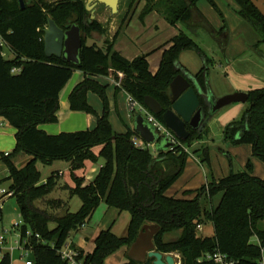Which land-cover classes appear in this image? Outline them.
I'll return each mask as SVG.
<instances>
[{
	"label": "trees",
	"instance_id": "1",
	"mask_svg": "<svg viewBox=\"0 0 264 264\" xmlns=\"http://www.w3.org/2000/svg\"><path fill=\"white\" fill-rule=\"evenodd\" d=\"M23 1L21 10L18 0H0V118L16 130L14 149L7 155L0 154V161L7 170L2 182H9L7 192L15 199L22 220L19 236L24 240L29 234L24 248L33 253L32 264H67L61 259L60 250L68 242L69 234L79 230L101 203L129 213L127 235L117 237L110 228L101 230L91 253L71 246L80 264H105L109 256L123 248L129 249L145 225L159 227L153 240L155 250L163 255H179L181 264H213L204 258L216 253L225 255L233 264H260V248L264 247V229L259 228L264 223V180L252 176L250 163L245 171L207 182L195 191L193 199L166 196L184 170L188 157L184 148L202 140L204 129H188L189 138L180 141L184 148L160 149L154 155L147 144H134L137 137L134 132L117 134L112 130L106 86L91 79L112 77L119 82L116 91H124L144 108L143 100L150 96L166 111L170 108L169 85L180 75L198 92L207 111L209 107L201 94L208 91L212 60L190 36L179 31L167 42L155 74L148 69L146 55L129 61L114 50V45L140 2L145 4L142 15L156 11L172 27L185 25L191 30H204L222 53L227 46L226 25L216 31L197 9L199 0H129L119 27L109 39L106 28L96 19L90 20L85 0ZM206 1L218 11L213 0ZM234 1L240 8L239 17L256 29L264 42L262 16L247 0ZM48 19L62 29L73 24L79 26L82 36L79 64L44 55L43 37ZM95 36L106 37V54L85 47V39ZM185 51L197 53L201 60L202 67L194 75L179 63V56ZM5 52L11 57H5ZM14 69L17 71L13 72ZM75 71L82 72L84 79L69 95L70 110L93 115L96 126L92 130L47 135L38 127L57 122L59 93ZM118 74L122 75L121 79ZM89 92L102 101L101 115L87 103ZM247 95L248 107L239 121L224 129L223 139L232 145H250L252 155L264 163V88L249 91ZM156 118L161 121L160 116ZM98 147L100 150L95 153ZM194 152L202 162L206 161V149L202 147ZM19 154L29 157L22 168L13 162ZM99 159L104 163L94 179L83 185L84 179L74 173L83 169L86 161L97 163ZM55 161L70 164L74 183L70 194L81 202L77 212H66L61 217H54L48 211L63 208L60 200L47 201L48 209L34 205L54 191L58 179L57 175H51L45 183H40L36 163L50 165ZM216 195L220 199L213 206L211 200ZM205 223L211 224L212 237L198 235L197 226ZM50 224L55 227L50 229ZM172 234H178L176 239L165 238ZM253 237L259 245L251 243ZM10 262L8 253L1 256L0 264ZM124 264L141 263L127 258Z\"/></svg>",
	"mask_w": 264,
	"mask_h": 264
},
{
	"label": "rangeland",
	"instance_id": "2",
	"mask_svg": "<svg viewBox=\"0 0 264 264\" xmlns=\"http://www.w3.org/2000/svg\"><path fill=\"white\" fill-rule=\"evenodd\" d=\"M128 1L129 0H119L118 11L116 13H111L110 10L102 4H98L96 6V11L94 12L95 19L102 20L101 24L106 28L107 34L108 31L115 32L119 27L120 20L125 12ZM218 1V11L215 10L205 0H202L201 4L202 9L206 13V19L213 27H216V25L219 27L221 25L223 26L224 21V24L228 29L227 46L224 50V53L219 50L218 44L204 30H191L185 25H179L181 31L190 36L199 46V48L212 60V63L209 65L208 77L211 92L214 93V96L218 97L219 99L224 96L231 95L229 94V91L233 88V86L242 88L238 92H249L256 89H263L264 42L261 41L260 34L249 23L243 19H240L238 15H236V6L234 7V3L231 0ZM144 6V2H140L134 11L138 13L137 19L142 23L144 22V19L150 13H152L149 12L142 15ZM154 30V27H151L148 31H146V33L150 34ZM95 37L96 40L100 38L98 36ZM182 53L186 54L185 56L190 59L191 69H196L195 71L197 72L201 67V60L199 59L197 53L193 51H185ZM9 56L11 55L5 52V57L9 58ZM129 100L130 99L128 98V105L130 106ZM247 107L248 103H233L207 117L204 125L201 128L204 129L203 139L192 143L189 148H186L188 157L184 170L180 177L166 191V195H176V197H181L184 195V198L186 199H193L195 191H197L207 182L212 180L217 181L228 176L230 173L245 171L248 163H250L251 166V174L260 173L261 170L264 172V163L259 158L252 155L250 145H232L229 142H225L223 139L224 129L230 123L239 121ZM7 125L8 124L3 119L0 120V129L7 127ZM143 144L146 143L144 142ZM202 147L206 149L207 153L206 161L203 162L200 160L199 155L195 154L194 152L195 150L201 149ZM148 148L152 153L154 152V149L150 148L149 145ZM0 154H9V152L3 151L0 152ZM27 159H29V157L19 154L13 159V162L17 168H22L25 165ZM64 164V161H56L55 167L57 166V169L62 172L61 176L56 181V188L48 196L52 199L68 201L67 206L69 207V210L71 212H75L78 209L77 207L81 205V202L77 196H72L69 194V190L66 185H73V180L71 178L70 171L64 170ZM92 164L97 166L96 163ZM36 167L40 173V183L45 182L47 177H49L52 173L50 166L37 162ZM85 169L86 167L84 165L83 169L81 170ZM5 177H7V170L4 163L0 161V180ZM8 186L9 182H2L0 185V190L6 192L8 190ZM182 189L187 190L182 192ZM218 196L219 195H216L211 200L212 204L217 201ZM34 205L42 209V200L36 201ZM43 208L48 209L46 202L43 205ZM48 211L54 217H61L64 215L65 210L60 208L48 209ZM1 212V226L10 231V234L8 235L9 245L16 246L14 241L18 239L19 231H13L12 225L15 223L22 225V220L20 218L15 199L10 197L5 198V202L1 206ZM129 220L130 215L128 212H118L116 209L108 208L104 203H101L93 212L91 217L85 222V228H79L77 232H71L68 236V240L72 238L80 240L83 237H87L89 240L87 242V248L90 249L93 246V240L95 236L101 230V228L105 227L106 224L114 235L117 237H125L127 235ZM111 223L113 224L111 225ZM54 227L55 224L49 225L50 229H53ZM259 228L264 229V223H260ZM210 231L211 224L207 223L203 232L198 233V235L206 236ZM177 236L178 234H172L168 235V238H165L170 241L176 239ZM251 243L257 244V239L253 237L251 239ZM123 249H125L124 258L126 260L128 258L127 253L129 249ZM21 251L22 253H25L22 259L26 262L30 261L32 263L33 253L31 250L22 247ZM3 254L4 251L0 255V259ZM8 254L10 255L11 259V253L9 252Z\"/></svg>",
	"mask_w": 264,
	"mask_h": 264
},
{
	"label": "crops",
	"instance_id": "3",
	"mask_svg": "<svg viewBox=\"0 0 264 264\" xmlns=\"http://www.w3.org/2000/svg\"><path fill=\"white\" fill-rule=\"evenodd\" d=\"M206 1V0H205ZM234 3V7L236 6V15H238V11L240 10L239 6L234 0H231ZM202 0H199L196 4L197 9L199 12L205 17L206 13L202 9ZM213 2L216 4L218 8V0H213ZM96 11V7L94 9V12ZM138 13L134 12L132 13V16L127 23L126 27L123 30V33L118 37V39L115 42L114 50L119 53L121 57H123L126 60H133L134 58L146 55L147 56V62H148V69L150 73L155 74L159 68V64L162 58V53L164 49L167 47L166 44L169 42L173 37H175L179 31H181L180 27H171L169 26L164 18L158 14L156 11H152L145 19L144 22H140L137 19ZM239 17V15H238ZM206 18V17H205ZM240 18V17H239ZM242 19V18H240ZM207 20V19H206ZM102 20L98 19V22L101 23ZM208 21V20H207ZM209 22V21H208ZM210 23V22H209ZM211 25V23H210ZM224 25V23H223ZM212 26V25H211ZM151 27H154V31L150 34H147L146 31H148ZM213 27V26H212ZM223 26L220 27L216 25V27H213L216 31L220 30ZM116 32V31H115ZM115 32L108 31L107 38H112V36L115 34ZM111 36H110V35ZM96 39V37H95ZM106 39V37H105ZM100 40V38L98 39ZM186 54H180L179 56V63L180 65L185 68L190 74L194 75L196 74L202 67V63L200 61L201 67L196 72L194 69H191L190 67V59H188ZM11 57V56H9ZM209 77V72H208ZM118 78L121 79L122 75L118 74ZM84 79V74L80 71H75L71 78L68 80L64 88L59 93V110L56 113L57 117V123L56 124H50V125H40L38 129L46 133L50 136L59 135L60 133H73V132H79V131H85V130H92L96 126V118L90 114H86L84 112L79 111H71L69 107V95L74 89L76 85L81 83ZM92 80L100 83L103 86H106V97L108 101V107H109V113H108V121L112 127V130L117 134H124L127 131L134 132V114H141L139 112H134L130 110V106L128 105V98H130L124 91H116V87L119 86V82L112 79V77H98V78H91ZM242 88L240 87H234L229 91V94H232L233 92L238 93L239 90ZM241 93H248L241 92ZM224 94V93H223ZM234 94V93H233ZM202 95H208L210 98V101H215L218 99V97L214 96V93L211 92L210 86H209V79H208V91L206 93H202ZM87 103L89 106L98 114L101 115L103 111V105L100 99L93 93L89 92L87 94ZM142 115V114H141ZM144 116V115H143ZM0 120H2L0 118ZM135 133V132H134ZM15 135L16 130L11 128L9 125L7 127H3L0 129V152H9L12 151L15 147ZM144 141L140 137H136V144L142 146ZM148 146V145H147ZM150 148L154 149L153 146H150ZM100 148H95L94 152L98 153ZM156 150L154 149L153 154H156ZM198 154V153H197ZM29 159L26 160V162ZM55 162L50 164V169L52 170L51 175H57L58 178L61 176V172L59 169H57V166L55 167ZM64 170L70 171V164L67 162H64ZM104 161L102 159H99L98 162L95 164L85 162L84 165L86 167L85 170L76 171L74 174L77 177H82L84 179L83 185L89 184L94 177L96 176L99 168L102 166ZM50 175V176H51ZM49 176V177H50ZM252 176L259 178L261 180H264V172L263 170L260 171V173L252 174ZM47 177V179L49 178ZM6 178V177H5ZM0 180L1 182L5 179ZM224 178V177H223ZM46 179V180H47ZM222 179V178H221ZM46 182V181H45ZM43 182V183H45ZM61 187V186H60ZM66 187L69 190L74 187L73 185H66ZM62 188V187H61ZM187 189H182V192L186 191ZM167 194V192H166ZM71 195V194H70ZM168 197H173L176 199H186L183 196H171L166 195ZM195 196V195H194ZM11 198V197H10ZM69 198V197H68ZM220 195L218 196L217 201L212 204L213 206H216L219 202ZM49 200H60L63 205L64 214L66 212L69 213H75L79 210L80 205L77 207V211L71 212L69 210V207L67 206L68 201L61 200V199H52L49 198L47 195L42 200V209L45 202ZM5 202V199L3 200V204ZM41 209V208H40ZM2 214V212H1ZM113 223H111L112 225ZM207 223L201 224V230L197 231L198 233L203 232L205 229ZM1 225V221H0ZM85 228V225L84 227ZM81 228V229H82ZM108 229V225L106 224L104 228H101V230ZM100 230V231H101ZM78 231V230H77ZM76 231V232H77ZM99 231V232H100ZM97 233V235L99 234ZM95 236V238L97 237ZM214 235L213 228L211 226V231L206 236L201 237H212ZM94 238V240H95ZM168 238V237H167ZM94 240H93V246L88 249L87 248V242L89 241L87 237H83L80 240L76 238H72L68 240V243H70L72 246H75L81 250H83L85 253H91L94 249ZM168 240V239H167ZM19 241V237L17 240L14 241V244L16 246H10L9 245V236L7 237V243L4 249L5 253H11V262L10 264H26V261L22 259L25 253H22L21 249L22 247L17 246V242ZM258 242V241H257ZM20 252V253H19ZM125 255V249H122L121 251L116 252L115 254L109 256L105 260V264H124L127 262V259L124 258ZM176 258L177 254H171Z\"/></svg>",
	"mask_w": 264,
	"mask_h": 264
},
{
	"label": "water",
	"instance_id": "4",
	"mask_svg": "<svg viewBox=\"0 0 264 264\" xmlns=\"http://www.w3.org/2000/svg\"><path fill=\"white\" fill-rule=\"evenodd\" d=\"M76 1V0H70ZM259 12L264 19V0H247ZM21 10L24 9V1L18 0ZM102 4L111 13L118 11L119 0H85V9L90 13V20H94V8ZM44 55L47 58L54 57L63 62L77 65L82 48V36L79 26L73 24L65 29L56 25L52 19H48L47 27L44 30ZM86 48H95L106 54L105 37L100 40L87 37L85 39ZM170 108L166 111L152 97L146 96L143 100L145 108L155 117L161 118V122L169 129L179 141H186L190 132L202 128L209 115H213L220 109L233 103H247V93H234L224 96L215 101H210L208 95L201 97L208 105L206 111L201 104L200 96L190 82L182 77H175L169 85ZM245 129V126L243 127ZM134 132L147 145L153 146L158 152L160 149L166 150L171 144L164 138L159 137L146 118L141 114L134 116ZM159 227L155 225H145L141 228L138 236L132 243L127 253L129 260L141 264H175L173 255H163L155 250L153 240L158 234Z\"/></svg>",
	"mask_w": 264,
	"mask_h": 264
},
{
	"label": "built area",
	"instance_id": "5",
	"mask_svg": "<svg viewBox=\"0 0 264 264\" xmlns=\"http://www.w3.org/2000/svg\"><path fill=\"white\" fill-rule=\"evenodd\" d=\"M16 71H17L16 69L13 70V72H16ZM129 103H130V107H131L132 112H135L137 110V112L144 115L147 122L154 129L155 133L159 137L164 138L167 142H169L171 144V147L169 148L170 150H173V148H176V147L184 148L181 145L180 141L173 134V132H171L169 129H167L165 127V125L160 120H158L154 115H152L146 108L142 107L141 105L132 101L131 99L129 100ZM133 142L136 146H140V145L136 144V139H134ZM184 150L187 152L186 148H184ZM4 155H7V154H4ZM11 195L12 194L8 193L7 191L3 192L2 190H0V211H1V206L3 204V200L5 198L11 197ZM19 227H20V225L15 223L12 225V230L18 231ZM82 227H84V225L81 226L80 228H82ZM196 229H197V231H200L201 226L198 225ZM9 234H10V231L0 225V255L2 254V252L5 249V246L7 243V237ZM27 237H29V234L27 235ZM27 237L24 240H21V238L19 236V241L17 242V246L24 247L27 244ZM257 244L259 245L258 242H257ZM71 246L72 245L68 242L63 246V248L60 250L61 259L63 261H66L67 264H80L75 260V258L77 256V252L74 251ZM260 250H261V254H262L260 264H264V247H261ZM204 260L211 261V262H213V264H233V262L229 261L225 255H221L219 253H216L212 256L207 255L204 258ZM26 264H32V263L30 261H28V262H26ZM175 264H181L179 255H177L175 258Z\"/></svg>",
	"mask_w": 264,
	"mask_h": 264
},
{
	"label": "flooded vegetation",
	"instance_id": "6",
	"mask_svg": "<svg viewBox=\"0 0 264 264\" xmlns=\"http://www.w3.org/2000/svg\"><path fill=\"white\" fill-rule=\"evenodd\" d=\"M95 9V8H94ZM94 19H95V16H94ZM97 20V19H96ZM98 21V20H97ZM63 29H65V28H63ZM93 39H95V37H93ZM96 40V39H95ZM93 49H95V48H93Z\"/></svg>",
	"mask_w": 264,
	"mask_h": 264
}]
</instances>
